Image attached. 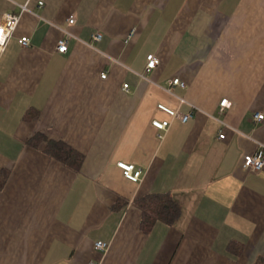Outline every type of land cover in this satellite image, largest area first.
Masks as SVG:
<instances>
[{
	"label": "crops",
	"instance_id": "crops-1",
	"mask_svg": "<svg viewBox=\"0 0 264 264\" xmlns=\"http://www.w3.org/2000/svg\"><path fill=\"white\" fill-rule=\"evenodd\" d=\"M5 13L21 18L0 53V264H264V169L243 167L264 143V0H0ZM152 193L182 212L143 232L135 200Z\"/></svg>",
	"mask_w": 264,
	"mask_h": 264
},
{
	"label": "built area",
	"instance_id": "built-area-1",
	"mask_svg": "<svg viewBox=\"0 0 264 264\" xmlns=\"http://www.w3.org/2000/svg\"><path fill=\"white\" fill-rule=\"evenodd\" d=\"M43 2H40V5H42ZM23 11L27 10V5L22 6ZM21 15L20 14H13V13H5L1 20H0V53L5 50L9 40L14 36V33L18 27V24L20 22ZM70 23L75 22V18L73 15L69 18ZM136 30L132 29L130 32L129 37L132 38L135 35ZM64 37L59 40L57 44V51L59 53H66L69 50V42L72 38L73 34L66 28L64 29ZM102 37V34L100 32H97L93 36V41H98ZM20 43L24 46H28L31 43V40L29 37L24 36L19 39ZM92 45V43H91ZM160 63L159 57L154 54L150 53L147 55V63L145 73H149L151 70L155 69ZM106 74L103 73L102 77H105ZM174 85H180L185 86V83L179 78L175 77L171 80H169V87H167L168 92H172V86ZM124 89L128 90V84L124 85ZM233 106V102L226 98H223L219 103V111L220 113L225 112L226 110L230 109ZM160 108L165 110L169 113L171 117H177L181 119L182 121H188L193 114L187 113L183 114L177 110L170 109L164 105H160ZM256 120H262L264 118L263 113H257L254 117ZM171 120L165 119V120H159L155 119L153 120V125L158 130L166 131L170 125ZM220 138H224L225 134L220 133ZM118 166L122 170L124 176L128 178L131 181H140L142 178L143 171L141 168H137L132 163H126L124 161H120L118 163ZM243 167L245 168L247 173H257L264 169V143H258L256 149L253 152L247 153L243 156ZM95 248L99 251L106 252L109 248V244L105 241L99 240L95 242Z\"/></svg>",
	"mask_w": 264,
	"mask_h": 264
},
{
	"label": "trees",
	"instance_id": "trees-1",
	"mask_svg": "<svg viewBox=\"0 0 264 264\" xmlns=\"http://www.w3.org/2000/svg\"><path fill=\"white\" fill-rule=\"evenodd\" d=\"M45 151L52 157L73 168H78L83 156L67 143L47 139ZM6 177L0 178V187L4 185ZM142 210L141 229L150 232L157 221L173 224L182 212L178 201L170 194H147L135 200Z\"/></svg>",
	"mask_w": 264,
	"mask_h": 264
}]
</instances>
